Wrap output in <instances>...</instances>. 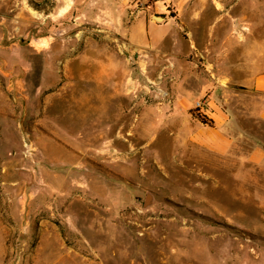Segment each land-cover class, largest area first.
<instances>
[{
  "label": "rangeland",
  "instance_id": "374dc122",
  "mask_svg": "<svg viewBox=\"0 0 264 264\" xmlns=\"http://www.w3.org/2000/svg\"><path fill=\"white\" fill-rule=\"evenodd\" d=\"M77 1L0 0L5 37L46 51L1 76L15 120L0 130V264H264V162L238 170L187 137L194 103L224 85L193 53L170 59L169 42L135 50L124 24L102 19L104 0ZM128 1L126 13L155 16L153 0ZM232 1L247 14L240 33L264 39V0ZM9 6L23 20L8 25ZM238 102L233 116L264 140L248 97Z\"/></svg>",
  "mask_w": 264,
  "mask_h": 264
},
{
  "label": "crops",
  "instance_id": "0c3cea01",
  "mask_svg": "<svg viewBox=\"0 0 264 264\" xmlns=\"http://www.w3.org/2000/svg\"><path fill=\"white\" fill-rule=\"evenodd\" d=\"M51 2L55 8L56 0H49ZM77 2L80 9H89V0ZM128 3V0H104L96 5L102 14H107L108 18L102 19L109 20L115 26H126V42L135 50H147L149 47L161 49L169 42L172 45L168 51L170 59L193 53L202 59L206 66L205 73L213 76L212 82L224 85L222 97L215 103L209 101L203 112L202 117L210 121V124L191 118L189 113L185 119L189 121L191 118V129L187 137L196 152L203 151L218 157L234 155L238 170H246L248 166H260L264 162V140L246 132L229 108V103L239 104L238 101L246 96L249 99L248 117L264 123V39L240 33L239 29L248 18L246 13L239 10V4L232 0H153L150 8L155 10V16L161 17V20H154L149 8L128 9L126 13ZM169 6L173 11L170 16L166 13ZM12 11L13 7L9 6L8 13L3 15L8 25L16 16L21 17L17 21L23 20L19 11L17 15ZM48 13L44 16L48 15L51 19L54 12ZM54 18L56 19V15ZM5 29L0 27V130L4 128L3 124L15 120L8 114L1 76L5 74L7 67L16 62L24 65L27 63L31 68L28 63L30 53H46L41 49H25L17 40L5 37L6 32H9V29ZM180 31L187 43L185 50L176 44ZM42 39L45 36H38L34 41ZM254 43L256 44L253 45ZM40 69V74L49 71L45 66ZM228 91L230 95L227 96ZM196 96L197 93L187 91L178 101V105L187 113L192 99ZM221 100L228 102V105H221Z\"/></svg>",
  "mask_w": 264,
  "mask_h": 264
},
{
  "label": "built area",
  "instance_id": "2783aa9c",
  "mask_svg": "<svg viewBox=\"0 0 264 264\" xmlns=\"http://www.w3.org/2000/svg\"><path fill=\"white\" fill-rule=\"evenodd\" d=\"M209 101L210 100L208 98L197 100L194 103V107H193L196 110V113L199 114L200 116H202Z\"/></svg>",
  "mask_w": 264,
  "mask_h": 264
},
{
  "label": "water",
  "instance_id": "95a60500",
  "mask_svg": "<svg viewBox=\"0 0 264 264\" xmlns=\"http://www.w3.org/2000/svg\"><path fill=\"white\" fill-rule=\"evenodd\" d=\"M155 20H161V17L159 16H154ZM21 177H23L24 179H26V181H30V175L28 173L25 172H21L20 173ZM147 202V201H146Z\"/></svg>",
  "mask_w": 264,
  "mask_h": 264
},
{
  "label": "trees",
  "instance_id": "16d2710c",
  "mask_svg": "<svg viewBox=\"0 0 264 264\" xmlns=\"http://www.w3.org/2000/svg\"><path fill=\"white\" fill-rule=\"evenodd\" d=\"M199 120L203 124H210V121H207V119L205 117H201Z\"/></svg>",
  "mask_w": 264,
  "mask_h": 264
}]
</instances>
